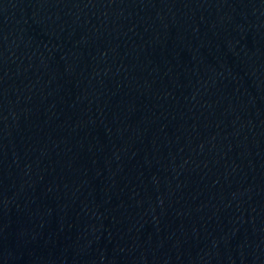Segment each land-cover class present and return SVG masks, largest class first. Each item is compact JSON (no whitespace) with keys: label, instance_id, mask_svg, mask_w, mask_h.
Returning <instances> with one entry per match:
<instances>
[{"label":"water","instance_id":"obj_1","mask_svg":"<svg viewBox=\"0 0 264 264\" xmlns=\"http://www.w3.org/2000/svg\"><path fill=\"white\" fill-rule=\"evenodd\" d=\"M0 264H264V0H0Z\"/></svg>","mask_w":264,"mask_h":264}]
</instances>
